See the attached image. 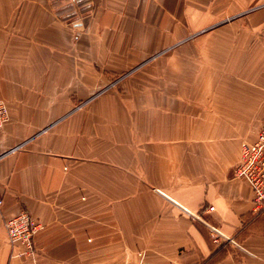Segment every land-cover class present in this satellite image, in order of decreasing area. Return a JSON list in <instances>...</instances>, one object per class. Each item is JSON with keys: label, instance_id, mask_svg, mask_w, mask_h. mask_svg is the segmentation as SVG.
<instances>
[{"label": "crops", "instance_id": "0c3cea01", "mask_svg": "<svg viewBox=\"0 0 264 264\" xmlns=\"http://www.w3.org/2000/svg\"><path fill=\"white\" fill-rule=\"evenodd\" d=\"M0 99V264H264V0H0Z\"/></svg>", "mask_w": 264, "mask_h": 264}, {"label": "built area", "instance_id": "2783aa9c", "mask_svg": "<svg viewBox=\"0 0 264 264\" xmlns=\"http://www.w3.org/2000/svg\"><path fill=\"white\" fill-rule=\"evenodd\" d=\"M9 121V113L6 103L0 99V130ZM236 178L245 180L253 193V212L264 213V120L256 139L251 143H244L241 147L239 163L234 169ZM2 200H0V205ZM214 210V207H209ZM8 243L14 249L13 257L19 259H35L38 250L35 239L43 228L40 221L35 219L27 210L20 211L17 215L5 221ZM214 244L232 242V239L224 237L222 233L211 228ZM238 246V245H237Z\"/></svg>", "mask_w": 264, "mask_h": 264}]
</instances>
